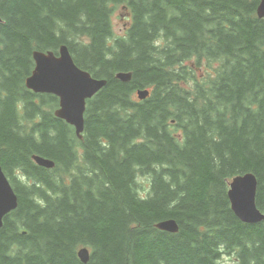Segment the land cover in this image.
Instances as JSON below:
<instances>
[{
	"label": "trees",
	"instance_id": "16d2710c",
	"mask_svg": "<svg viewBox=\"0 0 264 264\" xmlns=\"http://www.w3.org/2000/svg\"><path fill=\"white\" fill-rule=\"evenodd\" d=\"M259 5L0 0V166L18 197L0 228V264H84L82 249L87 264H264V221L241 222L228 197L252 173L264 213ZM120 6L130 25L116 35ZM62 46L107 81L87 102L82 139L55 116L56 96L25 86L34 52ZM166 220L179 231L158 229Z\"/></svg>",
	"mask_w": 264,
	"mask_h": 264
},
{
	"label": "water",
	"instance_id": "95a60500",
	"mask_svg": "<svg viewBox=\"0 0 264 264\" xmlns=\"http://www.w3.org/2000/svg\"><path fill=\"white\" fill-rule=\"evenodd\" d=\"M259 18H264V0H260L258 8ZM2 21L0 16V22ZM35 68L25 81L28 90L36 94L54 95L59 99V109L55 116L73 126L76 135L82 139L85 125L87 101L97 95L106 85V80H98L90 73L80 69L74 62L68 48L62 46L59 54L53 52H34ZM122 82H130V73L116 75ZM150 92L138 91L140 100L146 99ZM34 161L41 167L52 169L55 164L51 160L34 156ZM256 176L247 174L233 179L229 191L232 210L244 223L258 224L264 220V215L257 208L256 198L258 190ZM18 197L12 188L9 179L0 166V228L4 218L16 210ZM157 228L167 233H177L178 224L174 220H166L157 225ZM79 258L87 264L90 253L87 249L79 252Z\"/></svg>",
	"mask_w": 264,
	"mask_h": 264
},
{
	"label": "rangeland",
	"instance_id": "374dc122",
	"mask_svg": "<svg viewBox=\"0 0 264 264\" xmlns=\"http://www.w3.org/2000/svg\"><path fill=\"white\" fill-rule=\"evenodd\" d=\"M130 13L127 11V9L123 8L120 6V8H116L114 15H113V26H114V31L116 35H123L126 31V29L130 25ZM215 65V64H213ZM206 68H207V62L203 63V66L201 70L199 71V74H204L206 73ZM144 183H147V180L142 179ZM230 260L227 262L230 264Z\"/></svg>",
	"mask_w": 264,
	"mask_h": 264
}]
</instances>
